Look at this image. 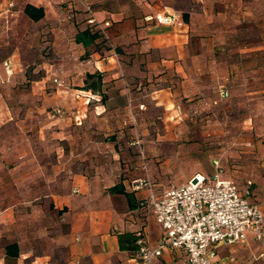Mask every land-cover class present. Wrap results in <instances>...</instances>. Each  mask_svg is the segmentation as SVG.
<instances>
[{
    "label": "crops",
    "instance_id": "0c3cea01",
    "mask_svg": "<svg viewBox=\"0 0 264 264\" xmlns=\"http://www.w3.org/2000/svg\"><path fill=\"white\" fill-rule=\"evenodd\" d=\"M28 4L43 8L44 19L28 18L24 13ZM87 5L98 22L111 23L112 50L102 49L100 40L89 48L76 43V34L88 28ZM1 6L17 7L24 19L48 34L49 50L55 54L48 66L62 71L67 86L83 88L87 74L102 73L104 98L85 107L57 87L53 99L67 110L64 116L56 117L53 111L50 117L65 129L64 139H75L70 144L74 154L69 156L59 147L52 161L36 155L16 161V165L34 164V172L44 179L42 187L28 188L26 203L0 212V264H139L133 252L120 249L118 234L144 231L151 245H156L164 233L154 217L138 207L149 191L133 190L132 175L143 168V161L119 151L136 150L142 142L121 143L115 138L129 131L128 123L142 134L159 130L155 121L144 123L151 114L144 100L173 109V93L180 87L177 77L190 76L200 51L192 45L199 17L194 0H1ZM161 12L181 18L187 14L190 23L184 30L165 26L150 30L156 24L145 17ZM20 54L14 49L0 62L8 78L22 66ZM35 83L44 88L46 79ZM77 107L85 118L82 126L75 125V114H71ZM118 184L133 192L135 210L124 195L110 192ZM256 196L254 188V199L263 201ZM8 245L18 246L17 257L7 255ZM263 251L250 236L246 244L222 251L220 259L222 264H230V256L240 263L264 264ZM184 262L185 254L166 252L156 264Z\"/></svg>",
    "mask_w": 264,
    "mask_h": 264
},
{
    "label": "rangeland",
    "instance_id": "374dc122",
    "mask_svg": "<svg viewBox=\"0 0 264 264\" xmlns=\"http://www.w3.org/2000/svg\"><path fill=\"white\" fill-rule=\"evenodd\" d=\"M194 2L199 17L192 45L200 51L190 76L177 77L175 108L164 110L144 100L151 112L144 123L155 121L161 132L142 134L128 123L129 131L114 136L115 141L142 142L136 150L119 151L145 157L132 179L149 176L159 192L186 183L197 172L212 173L216 160L226 178L241 186L252 180L256 198L264 201V0ZM16 9L7 10L0 0V62L14 49L22 59L14 77L0 69V212L26 203L28 188L43 185L34 164L16 165L17 160L36 155L52 161L59 147L74 154L70 144L75 139H64L65 129L50 117L58 106L67 110L53 99L54 79L63 82L60 87L71 97L79 89L67 86L62 71L48 66L55 55L48 34ZM42 79L44 88L35 83ZM220 88L228 97H220Z\"/></svg>",
    "mask_w": 264,
    "mask_h": 264
},
{
    "label": "built area",
    "instance_id": "2783aa9c",
    "mask_svg": "<svg viewBox=\"0 0 264 264\" xmlns=\"http://www.w3.org/2000/svg\"><path fill=\"white\" fill-rule=\"evenodd\" d=\"M85 11L88 14L87 23L96 26L108 39L106 28L110 22H98L95 12L88 5ZM146 21L186 29V24L177 13L161 12L148 16ZM54 83L57 86L63 84L57 78ZM219 95L226 98L229 93L220 88ZM76 99L89 107L92 101L99 98L90 92L78 90ZM80 112L78 108L73 113L77 126H82L85 121ZM54 114L65 115L60 109H56ZM214 164L216 172L213 175L197 174L186 183L161 192L149 178L133 181V190L149 191L142 201V207L154 217L164 233L156 245H151L144 231L137 233L140 249L136 258L139 264H156L166 252L185 254L182 264H222L220 253L246 244L250 236L264 250V201L254 199V182L248 180L246 186L241 188L233 180L225 178L219 162L215 161ZM262 166L264 168V162ZM229 263L246 264L238 262L234 256H230Z\"/></svg>",
    "mask_w": 264,
    "mask_h": 264
},
{
    "label": "trees",
    "instance_id": "16d2710c",
    "mask_svg": "<svg viewBox=\"0 0 264 264\" xmlns=\"http://www.w3.org/2000/svg\"><path fill=\"white\" fill-rule=\"evenodd\" d=\"M24 13H25V15L28 18H30L34 22H39L42 19H44V17H45V11H44L43 8H36L35 6H32L30 4H28L25 7ZM85 13H86V11H85ZM147 17H145V21H146ZM181 19H182V21L185 24H187V23L189 24L190 23V18H189V15H187V14H185ZM86 22H87V20H86ZM105 22H109V21H105ZM105 22H103V23H105ZM110 29H111V23H110V26L108 28H106V32H107V35H108V39H107V38H105L103 36L101 31L96 28V26H92V25L88 24V28H86L83 31H79L76 34L75 41H76V43L82 44L84 47L89 48L91 46H94L97 43V41L100 40L101 48L110 51V50L113 49L112 48V44H111ZM195 37H194V39H195ZM102 88H103V74L100 73V72H96L94 74H87L86 80H85V86L83 88H80L79 90L85 91V92H90V93H92L93 95H95V96H97L99 98V100L92 101L90 103V105H89V107H90L95 102H102V100L104 98L102 96V93H103V89ZM142 159L145 160V157H142L141 160ZM215 161L213 162V172L212 173L197 172L192 177H194L197 174L213 175L216 172V167H215V164H214ZM220 167L223 170L221 165H220ZM146 178L150 179L149 176L146 177ZM150 180L155 186H157L156 183L152 181V179H150ZM235 183H237V182H235ZM132 184H133V182H132ZM237 184L241 188H244L246 186V184H245V186H241L239 183H237ZM110 192L113 193V194L118 193V194L124 195L126 197V199L128 200L129 204H130V208L132 210H135L137 208L136 202H135V196H134L133 192H127L125 187L123 186V184H118L115 187L111 188ZM142 201L140 202L138 207L146 212L144 207H142ZM138 232H134V233L126 232V233L118 234L119 246H120V249L122 251L133 252L135 254V256H136L137 252L140 249V246L138 244L139 237L137 236ZM6 251H7V255L8 256L17 257L19 255V251H18V246L17 245H8L6 247Z\"/></svg>",
    "mask_w": 264,
    "mask_h": 264
}]
</instances>
